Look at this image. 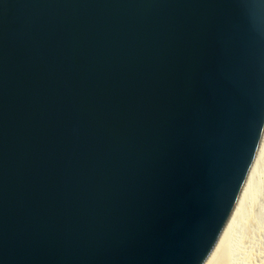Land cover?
Returning <instances> with one entry per match:
<instances>
[{
    "label": "water",
    "instance_id": "obj_1",
    "mask_svg": "<svg viewBox=\"0 0 264 264\" xmlns=\"http://www.w3.org/2000/svg\"><path fill=\"white\" fill-rule=\"evenodd\" d=\"M264 146V0H0V264H211Z\"/></svg>",
    "mask_w": 264,
    "mask_h": 264
},
{
    "label": "rangeland",
    "instance_id": "obj_2",
    "mask_svg": "<svg viewBox=\"0 0 264 264\" xmlns=\"http://www.w3.org/2000/svg\"><path fill=\"white\" fill-rule=\"evenodd\" d=\"M262 179L217 264H264V174Z\"/></svg>",
    "mask_w": 264,
    "mask_h": 264
},
{
    "label": "bare ground",
    "instance_id": "obj_3",
    "mask_svg": "<svg viewBox=\"0 0 264 264\" xmlns=\"http://www.w3.org/2000/svg\"><path fill=\"white\" fill-rule=\"evenodd\" d=\"M263 171H264V146H263V149H262V151L260 153L258 164H257V168H256V172H255L254 177L252 179V182H251V184L249 186V189H248V192L246 194V197H245V199H244V201H243V203L241 205V208H240L239 212L237 213L234 221L230 225L227 233L225 234V236L223 238V241H222V244L220 246V249L218 250V252H217L216 256L214 257V259H213L211 264H217V261H219L220 257L223 255L224 250L227 249V246H228V244L230 242V239L232 237V233H233V231H234V229L236 227L235 225H236V221H238L237 219L240 217L242 211L244 210V208L248 204L249 200L254 196L255 189L259 186V184L263 180L262 179L263 178V174H264Z\"/></svg>",
    "mask_w": 264,
    "mask_h": 264
}]
</instances>
